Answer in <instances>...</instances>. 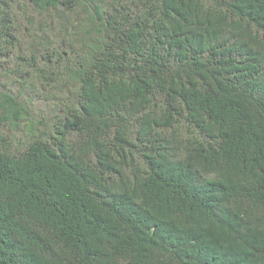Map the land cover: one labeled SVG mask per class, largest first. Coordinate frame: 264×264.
<instances>
[{
	"label": "trees",
	"instance_id": "1",
	"mask_svg": "<svg viewBox=\"0 0 264 264\" xmlns=\"http://www.w3.org/2000/svg\"><path fill=\"white\" fill-rule=\"evenodd\" d=\"M20 93L56 112L0 132V264H264V0H0Z\"/></svg>",
	"mask_w": 264,
	"mask_h": 264
},
{
	"label": "rangeland",
	"instance_id": "2",
	"mask_svg": "<svg viewBox=\"0 0 264 264\" xmlns=\"http://www.w3.org/2000/svg\"><path fill=\"white\" fill-rule=\"evenodd\" d=\"M17 27H19L22 31L24 39H22L21 44V50L23 53V50H25V46L28 45L27 42H30L34 34H39L41 31H43L42 25L37 26L35 25L32 29L26 28L27 26L25 24L18 23ZM47 30V29H45ZM32 34L31 38H29L28 34ZM37 41H40V38L37 39ZM37 45V44H36ZM37 50H41L39 46H36ZM52 84L50 83V86L48 89H52ZM18 88L11 89L14 94L17 95ZM42 93L38 96H27L25 94L20 93V97H22L23 102H25V109L27 112V115L24 116L23 120H19L17 123V128H14L11 124L8 122H4L0 119V132L3 136V138L6 140L8 145H10L8 148L12 149L14 153H17L15 149L21 150L27 141L29 134H41V131L45 128V123L49 121V114L51 116H54L52 113H55L56 111H51V106H49V102L47 98L40 97ZM30 97V98H28ZM30 102V103H27ZM1 115V112H0ZM40 117H43L45 121L42 125L38 124V120Z\"/></svg>",
	"mask_w": 264,
	"mask_h": 264
}]
</instances>
